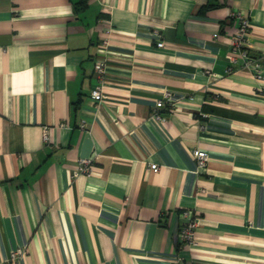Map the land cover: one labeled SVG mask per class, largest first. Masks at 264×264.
Here are the masks:
<instances>
[{
    "label": "crops",
    "instance_id": "0c3cea01",
    "mask_svg": "<svg viewBox=\"0 0 264 264\" xmlns=\"http://www.w3.org/2000/svg\"><path fill=\"white\" fill-rule=\"evenodd\" d=\"M75 1L0 0V264H264V0Z\"/></svg>",
    "mask_w": 264,
    "mask_h": 264
},
{
    "label": "built area",
    "instance_id": "2783aa9c",
    "mask_svg": "<svg viewBox=\"0 0 264 264\" xmlns=\"http://www.w3.org/2000/svg\"><path fill=\"white\" fill-rule=\"evenodd\" d=\"M249 28V21L243 17H239L238 19V25L235 30V35L233 39L234 46H240V44L243 41L244 36L247 33V30ZM110 32V30H109ZM106 41L103 42V45H105ZM156 45L158 47L163 46V41L158 40ZM242 61L244 64H247L251 67L255 77L259 80H263V74H264V60L253 57L247 54L246 51L242 52ZM106 59L104 56V53L102 56L98 57L95 59L94 62V73L96 77V84L91 88L90 90V95L92 99L95 102H100L103 100V94L101 91V85H102V80L103 76L105 74L106 70ZM166 101H171V97H166L164 96L163 98H160L156 102V107L161 108L165 105ZM159 116V115H157ZM43 138L46 140L47 139V132H44ZM192 155L196 161L197 167L201 168L205 166L206 161H207V153L205 150L199 149V148H194L192 150ZM91 158H86V157H81L77 160L76 167L73 169L72 176L76 177L77 175L81 173H89L91 170ZM149 168L153 171L156 172L158 170V165L156 163H151L149 165ZM182 216H183V222L180 228V237L181 240L184 243H192L195 240V227L197 225L198 219L196 216H194L193 211L189 208L184 209L182 211ZM26 249L18 246L14 248L9 255V260L8 264H15L16 261L25 253ZM181 261V258H177L174 262L171 264H179Z\"/></svg>",
    "mask_w": 264,
    "mask_h": 264
},
{
    "label": "trees",
    "instance_id": "16d2710c",
    "mask_svg": "<svg viewBox=\"0 0 264 264\" xmlns=\"http://www.w3.org/2000/svg\"><path fill=\"white\" fill-rule=\"evenodd\" d=\"M89 0H76L75 1V9L77 11L84 10L88 5Z\"/></svg>",
    "mask_w": 264,
    "mask_h": 264
}]
</instances>
